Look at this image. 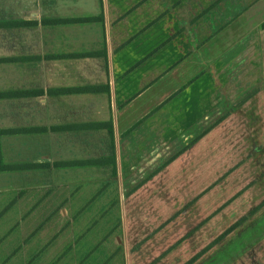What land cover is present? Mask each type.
<instances>
[{
	"label": "crops",
	"instance_id": "obj_1",
	"mask_svg": "<svg viewBox=\"0 0 264 264\" xmlns=\"http://www.w3.org/2000/svg\"><path fill=\"white\" fill-rule=\"evenodd\" d=\"M0 94V244L264 264V0H0Z\"/></svg>",
	"mask_w": 264,
	"mask_h": 264
},
{
	"label": "rangeland",
	"instance_id": "obj_2",
	"mask_svg": "<svg viewBox=\"0 0 264 264\" xmlns=\"http://www.w3.org/2000/svg\"><path fill=\"white\" fill-rule=\"evenodd\" d=\"M21 211L22 210L17 211V209L11 210L6 216V220L15 219ZM45 215L46 212L36 210V212L29 216L28 222L34 223L31 228L35 230L39 227L40 224L42 225V218H44ZM37 218L41 219L39 223H37ZM49 225L52 226V223L50 222ZM20 226H22V224ZM47 229L48 227H45L44 230L40 227L39 229H37L38 232L35 236L28 237L20 235L18 228H16L14 230L15 232H13L10 237L6 238V240L0 244V255L2 252H5L4 257H8L13 253H17L18 258H30L34 256L32 262L33 264L36 263V260L38 264L43 263L47 259L49 254L53 253V255H57L67 247L66 243L62 242L61 239L57 240L55 243L49 242L50 240L48 238H45L44 234V231ZM25 240L28 242L27 245L23 246L22 249H20V244L22 245ZM36 255L38 256L36 257Z\"/></svg>",
	"mask_w": 264,
	"mask_h": 264
},
{
	"label": "trees",
	"instance_id": "obj_3",
	"mask_svg": "<svg viewBox=\"0 0 264 264\" xmlns=\"http://www.w3.org/2000/svg\"><path fill=\"white\" fill-rule=\"evenodd\" d=\"M66 21L67 20H64V22H66ZM25 24H28V23H25ZM91 90H94V89L93 88H81L79 91H91ZM22 94H24V93H22ZM10 95H16V94H10ZM7 96H9V94H0V98H4V97H7ZM18 133H28V131H24V130H1L0 129V175L3 172H6V171L20 170V169H24L25 167H27V168L37 167V165H29V166L6 165L3 162L2 150H1V137L4 136V135L18 134ZM31 133H33V132H31Z\"/></svg>",
	"mask_w": 264,
	"mask_h": 264
}]
</instances>
